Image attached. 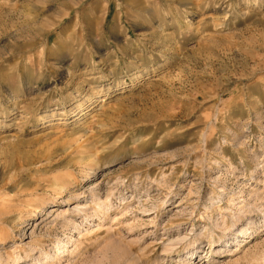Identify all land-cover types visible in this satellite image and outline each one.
Returning a JSON list of instances; mask_svg holds the SVG:
<instances>
[{
    "label": "rangeland",
    "instance_id": "374dc122",
    "mask_svg": "<svg viewBox=\"0 0 264 264\" xmlns=\"http://www.w3.org/2000/svg\"><path fill=\"white\" fill-rule=\"evenodd\" d=\"M0 264H264V0H0Z\"/></svg>",
    "mask_w": 264,
    "mask_h": 264
},
{
    "label": "bare ground",
    "instance_id": "6f19581e",
    "mask_svg": "<svg viewBox=\"0 0 264 264\" xmlns=\"http://www.w3.org/2000/svg\"><path fill=\"white\" fill-rule=\"evenodd\" d=\"M181 253V252H180ZM182 253H184V252H182ZM191 255V254H190ZM194 255V254H193Z\"/></svg>",
    "mask_w": 264,
    "mask_h": 264
}]
</instances>
